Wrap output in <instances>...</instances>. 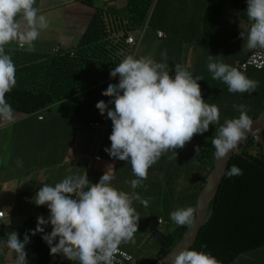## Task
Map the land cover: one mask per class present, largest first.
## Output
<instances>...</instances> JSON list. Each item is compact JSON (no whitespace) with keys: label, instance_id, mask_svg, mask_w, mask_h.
<instances>
[{"label":"crops","instance_id":"crops-1","mask_svg":"<svg viewBox=\"0 0 264 264\" xmlns=\"http://www.w3.org/2000/svg\"><path fill=\"white\" fill-rule=\"evenodd\" d=\"M209 0H157L146 29L138 37L135 57H152L169 64L170 75H175L179 64L198 81L207 103H215L220 121L236 116L234 105L254 106L261 101L264 109V69L250 68L243 72L257 82L252 93H232L226 84L212 79L208 71V56L240 70L253 50L247 48L241 36L247 33L251 21L240 7L224 5L206 44L200 43ZM34 7L48 20L39 38L29 48L18 42L5 46L6 50L51 54L56 49L69 50L76 46L95 13L103 10L115 17H128L127 0H36ZM114 17V18H115ZM113 18V17H112ZM19 19V18H18ZM165 34L158 38V32ZM167 53L166 59L161 54ZM114 107V105H113ZM112 121L102 126L84 125L76 119L61 116L60 103L49 109L31 114L14 111L12 122L0 120V238L15 230L23 240L25 233L30 243L25 246L29 264H78L62 253L52 254L42 239L52 231L50 224L43 226L45 233L32 235L37 217L47 219V206H37L34 197L44 183L54 185L67 175H83L97 183L108 171L114 176L112 184L128 193H139L148 201L145 207L133 202L138 221L135 243H122L120 248L133 255L129 264H151L156 260L163 236L177 227L170 213L182 207H197L206 185L208 167L197 158L194 137L184 148L165 153L148 170L147 179L132 189L130 181L136 179L131 164L110 157L105 151L111 146L109 139ZM96 156L101 158L98 160ZM196 215V214H195ZM195 217V216H194ZM55 241L54 243H56ZM263 253H264V247ZM15 255L5 248L0 253V264H14ZM247 264H264L252 260Z\"/></svg>","mask_w":264,"mask_h":264},{"label":"clouds","instance_id":"clouds-1","mask_svg":"<svg viewBox=\"0 0 264 264\" xmlns=\"http://www.w3.org/2000/svg\"><path fill=\"white\" fill-rule=\"evenodd\" d=\"M36 0H0V120L12 122L14 110L5 99L16 84L15 64L5 46L18 42L21 47L31 48L42 29L48 27L47 18L34 7ZM247 17L252 22L247 33L241 36L250 50L264 48V0H247ZM19 18V19H18ZM167 56L166 51L161 54ZM111 68V74L119 82H109L103 90L112 99L101 98L96 107L112 121L109 139L111 146L105 151L114 159L131 164L136 179L130 181L132 189L141 186L147 179L149 168L168 151L184 148L194 135L204 134L210 125L220 122V111L215 103L209 104L202 96L194 77L179 64L175 75H170L169 64L157 62L152 57L125 55ZM217 56H208V71L212 79L227 85L232 93H252L258 87L239 69L222 61ZM114 104V107H109ZM239 117L225 119L211 139L215 157L225 158L238 147L250 131L253 121L245 105H234ZM197 154L200 147L195 146ZM242 169L233 165L229 177L242 175ZM114 176L106 171L97 183L85 172L83 175H67L60 182L44 183L37 191L34 203L47 206L49 215L37 217V227L32 235L45 233L50 224L52 231L42 239L49 245L52 254L78 264H114V258L122 243H135L139 216L133 207L139 201L145 207L148 201L139 193H128L112 184ZM197 209L188 206L170 213L177 226L192 225ZM0 238V253L5 248L15 255L14 264H29L25 246L30 236L23 240L13 230ZM58 242L54 243L55 241ZM171 256V255H170ZM171 264H219L210 253L194 248H184L171 260Z\"/></svg>","mask_w":264,"mask_h":264},{"label":"trees","instance_id":"trees-1","mask_svg":"<svg viewBox=\"0 0 264 264\" xmlns=\"http://www.w3.org/2000/svg\"><path fill=\"white\" fill-rule=\"evenodd\" d=\"M156 1L127 0L126 18L97 11L76 46L69 50L59 49L51 54L6 50L15 64L16 84L5 99L14 111L26 115L60 103L63 117L84 125L106 123L107 112L102 113L96 104L101 98L112 99L103 91L109 82H119L118 76L111 74V68L123 58L121 52L131 54L132 48L125 40L130 35L138 39ZM224 5L240 7L247 15V0H209L200 43L206 44L210 39ZM224 121L194 137V145L200 147L197 158L208 167V173L216 159L211 139ZM233 165L242 169L243 174L232 177L226 174L194 249L210 252L219 264L262 261L254 251L264 247V129L240 146L228 171ZM189 227L179 226L166 233L160 241L157 258L151 264L169 255Z\"/></svg>","mask_w":264,"mask_h":264},{"label":"water","instance_id":"water-1","mask_svg":"<svg viewBox=\"0 0 264 264\" xmlns=\"http://www.w3.org/2000/svg\"><path fill=\"white\" fill-rule=\"evenodd\" d=\"M251 120L253 121L252 128L250 131L246 132L245 139L239 143L238 147L230 151L225 158L215 159L214 166L209 173L206 185L204 186L199 197L196 207V217L194 218L193 224L190 225L187 233L181 239L175 249L156 264H171L172 258H174V256L178 254L179 251L183 250L184 248H194L196 245L201 230L206 224L210 206L219 194L222 182L227 174L233 155L249 138L252 136H258V134L264 129V111Z\"/></svg>","mask_w":264,"mask_h":264},{"label":"built area","instance_id":"built-area-1","mask_svg":"<svg viewBox=\"0 0 264 264\" xmlns=\"http://www.w3.org/2000/svg\"><path fill=\"white\" fill-rule=\"evenodd\" d=\"M146 29V27H145ZM144 29V30H145ZM165 34L161 31L158 32V38H163ZM126 44H128L132 49H136L138 39L134 35H130L126 38ZM59 49H56L55 52H58ZM250 68H254L256 70L264 69V48H258L251 52L250 56L241 63L240 71L245 72ZM114 104H109V107H113ZM95 127H101L102 124L100 123H92ZM100 156H96V159H100ZM4 212H0V217H3ZM58 242V239H57ZM133 261V255L126 250H123L119 246V252L114 258V264H129Z\"/></svg>","mask_w":264,"mask_h":264},{"label":"rangeland","instance_id":"rangeland-1","mask_svg":"<svg viewBox=\"0 0 264 264\" xmlns=\"http://www.w3.org/2000/svg\"><path fill=\"white\" fill-rule=\"evenodd\" d=\"M261 104H262L261 101H257L256 103H254V106L248 108L247 109L248 116L249 117H255V116H258L260 113H262ZM235 114H236V116H234V117H239V115H240V113L238 111H236ZM210 126H213V125H210ZM254 255L256 257L263 258L264 257L263 249H258L256 251H254Z\"/></svg>","mask_w":264,"mask_h":264}]
</instances>
